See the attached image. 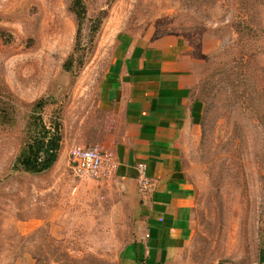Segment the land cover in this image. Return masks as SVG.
I'll use <instances>...</instances> for the list:
<instances>
[{
    "label": "rangeland",
    "instance_id": "obj_1",
    "mask_svg": "<svg viewBox=\"0 0 264 264\" xmlns=\"http://www.w3.org/2000/svg\"><path fill=\"white\" fill-rule=\"evenodd\" d=\"M83 2L77 37L72 0H0V264H139L122 253L140 231L129 188L112 174H77L69 151L97 144L84 140L116 47L167 36L203 103L183 153L192 237L168 264H264V0ZM41 97L44 119L66 123L64 151L46 172L14 171Z\"/></svg>",
    "mask_w": 264,
    "mask_h": 264
},
{
    "label": "crops",
    "instance_id": "obj_2",
    "mask_svg": "<svg viewBox=\"0 0 264 264\" xmlns=\"http://www.w3.org/2000/svg\"><path fill=\"white\" fill-rule=\"evenodd\" d=\"M124 43L96 84L92 136L84 141L112 153L115 169L104 174L129 188L137 206L140 231L124 256L168 264L192 237L195 191L183 153L202 124L203 103L193 93L195 75L175 37ZM61 123L58 159L67 134ZM138 164L151 181L145 191L138 185Z\"/></svg>",
    "mask_w": 264,
    "mask_h": 264
},
{
    "label": "trees",
    "instance_id": "obj_3",
    "mask_svg": "<svg viewBox=\"0 0 264 264\" xmlns=\"http://www.w3.org/2000/svg\"><path fill=\"white\" fill-rule=\"evenodd\" d=\"M71 11L77 21V37L80 35L81 24L85 18V5L83 0H72ZM99 27V20L96 24L92 23V31ZM238 28V26H236ZM73 64V54L64 62L63 68L71 70ZM48 104L46 98L37 99L30 109L26 124L27 140L21 146L18 154L12 163V170L24 171L32 174H40L49 170L58 159L61 147V128L62 123L57 115L56 118L44 119V107ZM264 260V252L259 257Z\"/></svg>",
    "mask_w": 264,
    "mask_h": 264
},
{
    "label": "built area",
    "instance_id": "obj_4",
    "mask_svg": "<svg viewBox=\"0 0 264 264\" xmlns=\"http://www.w3.org/2000/svg\"><path fill=\"white\" fill-rule=\"evenodd\" d=\"M72 167L79 175L98 177L104 173H111L115 169L112 153L99 145H75L69 152ZM138 185L141 191L147 190L151 181L145 174L143 164H138Z\"/></svg>",
    "mask_w": 264,
    "mask_h": 264
}]
</instances>
